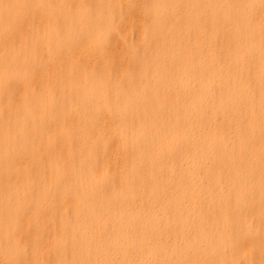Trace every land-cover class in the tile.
I'll list each match as a JSON object with an SVG mask.
<instances>
[{
    "label": "bare ground",
    "instance_id": "1",
    "mask_svg": "<svg viewBox=\"0 0 264 264\" xmlns=\"http://www.w3.org/2000/svg\"><path fill=\"white\" fill-rule=\"evenodd\" d=\"M0 264H264V0H0Z\"/></svg>",
    "mask_w": 264,
    "mask_h": 264
}]
</instances>
